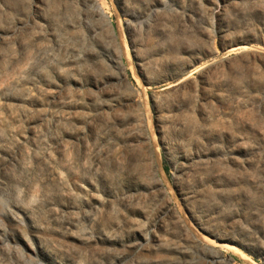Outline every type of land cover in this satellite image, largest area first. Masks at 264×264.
<instances>
[{"label": "rangeland", "instance_id": "rangeland-1", "mask_svg": "<svg viewBox=\"0 0 264 264\" xmlns=\"http://www.w3.org/2000/svg\"><path fill=\"white\" fill-rule=\"evenodd\" d=\"M0 264H264V0H0Z\"/></svg>", "mask_w": 264, "mask_h": 264}, {"label": "trees", "instance_id": "trees-1", "mask_svg": "<svg viewBox=\"0 0 264 264\" xmlns=\"http://www.w3.org/2000/svg\"><path fill=\"white\" fill-rule=\"evenodd\" d=\"M163 163H164V169H165V171L168 173V167L166 166V162H165V159H163Z\"/></svg>", "mask_w": 264, "mask_h": 264}, {"label": "bare ground", "instance_id": "bare-ground-1", "mask_svg": "<svg viewBox=\"0 0 264 264\" xmlns=\"http://www.w3.org/2000/svg\"><path fill=\"white\" fill-rule=\"evenodd\" d=\"M167 212H168V211H167ZM33 254H35V255H38V252H36V253H33ZM33 254H32V255H33ZM30 255H31V254H30ZM43 257H44V256H43Z\"/></svg>", "mask_w": 264, "mask_h": 264}, {"label": "water", "instance_id": "water-1", "mask_svg": "<svg viewBox=\"0 0 264 264\" xmlns=\"http://www.w3.org/2000/svg\"><path fill=\"white\" fill-rule=\"evenodd\" d=\"M195 66H197V65H195Z\"/></svg>", "mask_w": 264, "mask_h": 264}]
</instances>
